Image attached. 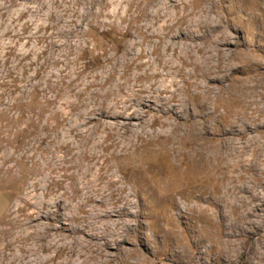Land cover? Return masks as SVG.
<instances>
[{
    "label": "rangeland",
    "instance_id": "obj_1",
    "mask_svg": "<svg viewBox=\"0 0 264 264\" xmlns=\"http://www.w3.org/2000/svg\"><path fill=\"white\" fill-rule=\"evenodd\" d=\"M0 264H264V0H0Z\"/></svg>",
    "mask_w": 264,
    "mask_h": 264
}]
</instances>
